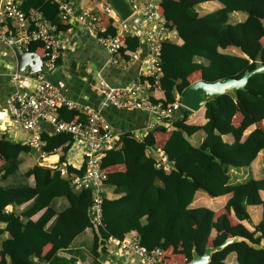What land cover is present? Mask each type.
Segmentation results:
<instances>
[{"label": "trees", "instance_id": "1", "mask_svg": "<svg viewBox=\"0 0 264 264\" xmlns=\"http://www.w3.org/2000/svg\"><path fill=\"white\" fill-rule=\"evenodd\" d=\"M156 1L161 2L166 28L175 30L182 41L178 56H163L165 75L149 79L154 87L158 82L180 98L196 71L201 72L200 79L214 82L240 78L246 70L264 63V0ZM23 8H38L60 30L67 28L58 4L50 0H24ZM237 14L239 20L233 21ZM112 18L105 22L115 35L118 25ZM125 43L124 61L141 45L137 36L126 37ZM42 45V41H33L30 50L42 55ZM232 50L236 52L230 53ZM67 109L61 108L62 116L71 119L74 112ZM204 111L203 124L188 122L193 111L183 106L164 119L174 124L160 147L174 166L171 173L157 166L160 158L148 153L157 147L156 133L164 130L163 125L148 131L135 147L122 139L106 151L102 165L108 178L103 182L99 226L92 224L89 212L93 189L77 188L70 179L86 172V157L79 168L67 163L65 154L76 141L71 134L43 131L46 143L40 148L48 156L63 149L58 163L68 169L69 177L62 175L59 165L52 168L38 161L27 167L33 154L29 144L0 139V153L8 155L0 166V264H76L78 260L101 264L98 259L107 254L109 237H129L135 229L148 249L161 247L167 252L181 244L189 262L194 247L203 254L209 243L219 245L234 235L264 245V175L250 173L236 181L233 172L257 162L264 151V74L249 78L237 99L232 93L210 98ZM196 133L204 135L200 143L192 141ZM115 165L124 168L109 169ZM28 187L36 189V194L20 197L10 192ZM198 191L226 199L223 211L193 207ZM119 192L125 194L112 198L111 194ZM60 200L64 204L57 205ZM8 204L13 207L5 212ZM233 259L238 264H264V247L232 243L214 253L209 264H231Z\"/></svg>", "mask_w": 264, "mask_h": 264}, {"label": "built area", "instance_id": "2", "mask_svg": "<svg viewBox=\"0 0 264 264\" xmlns=\"http://www.w3.org/2000/svg\"><path fill=\"white\" fill-rule=\"evenodd\" d=\"M58 4L59 15L67 25L60 30L58 25L46 17L38 8L25 11L24 0H0V38L9 45L17 44L25 51L30 50V43L42 41L40 55L49 69L58 65V60L65 46L64 35L72 30V26L80 24L85 31L96 37L108 50L112 62L117 65H128L139 54L138 49L124 63L121 61L125 52V39L128 36H137L136 23H147L145 33L149 38V54L144 57L145 71L142 78L125 87H117L102 80L100 92L104 98V106H116L123 109H142L156 115L158 120L170 117L181 105L165 104L151 97L154 84L151 77L159 79L162 75V59L160 43L165 37L167 29L164 23L151 24L161 15L160 3L156 0H130L135 9L132 16L126 20L113 11L109 0L92 1L91 5L82 4V0H50ZM113 17L118 25V32L114 35L108 30L106 20ZM112 18V19H113ZM132 21V23H130ZM168 30V29H167ZM23 77L15 72L12 79L17 90L8 100L9 115L14 123L30 133L28 144L40 149L46 142L42 138L41 122L49 123L57 133H69L76 141H82L85 147L86 172L83 175H72V185L77 188L93 189V200L89 212L94 226L102 225L105 187L103 182L108 178L103 168L102 159L106 151L111 148L106 139L109 138L110 124L103 118L99 109H87L86 117L81 116L78 103L69 100L63 91L43 72L37 73L30 79L34 80V88L22 86ZM158 83V82H156ZM66 107L74 111L71 119L62 116L61 108ZM169 122V121H168ZM160 156L158 167L172 165L165 151L162 149L150 150ZM44 155V154H43ZM52 167H56L54 164ZM62 175L69 177L68 169L60 167ZM108 245L115 248L131 251L141 259L143 264H166V251L161 247L148 249L141 243L139 235L134 237H109ZM76 264H84L78 260ZM93 264V263H88Z\"/></svg>", "mask_w": 264, "mask_h": 264}, {"label": "crops", "instance_id": "3", "mask_svg": "<svg viewBox=\"0 0 264 264\" xmlns=\"http://www.w3.org/2000/svg\"><path fill=\"white\" fill-rule=\"evenodd\" d=\"M92 1L93 0H82V4L91 5V3H93ZM161 23H164L162 12L151 26L155 24L160 25ZM146 24L143 22L135 24L136 27L134 28L138 30L136 32L138 33L137 37L140 38L141 45L138 48L139 56L128 65L114 64L108 50L98 41V39L86 32L82 25L75 24L72 26V30L66 32L64 35L65 46L59 58L58 65L51 69V73L46 74L47 78L56 84L69 100L78 103L83 118L87 115L86 112H84L86 111L84 108L99 109L101 111L103 118L110 124L109 138L106 139V141L111 147L116 145L119 141H122V139L123 142L135 147L143 141V138L148 131L152 130L157 125H163L164 130L156 133L157 147L153 148L155 151L156 149H161L160 147L165 145L170 136L171 130L174 128L172 122L164 120L159 121L155 114L142 109H123L116 106L105 107L104 98L100 92V82L102 80L117 87H125L143 77L145 71L143 59L149 54L150 46L149 38L145 33V29L150 23L147 26ZM165 33L166 39H163L160 43L162 52L161 59L163 56L166 58L178 56L181 53L180 45L182 39L179 38L175 30L169 31L166 29ZM233 52L236 51H230V53ZM124 58L125 56L123 55L121 58L123 63ZM15 72H17V62L13 51V45L5 43L0 38V139L28 143L30 133L25 130L22 125L12 121L8 111V100L18 88L12 79ZM161 74L165 75L163 70ZM200 78V71H196L189 76L191 82L199 80ZM22 86H24V88H34L35 82L29 77H25L22 79ZM170 96L173 97L171 100L169 99ZM151 97L154 100H166L169 102L168 104H178L180 100L178 96H173L171 93L169 94L159 83H156L155 87L151 90ZM205 121L204 108L197 113L193 112L188 120V122L196 124H203ZM40 124L43 131L49 134L55 133V130L49 123L41 122ZM203 137L204 135L196 133L192 136V141L194 143H200L203 140ZM227 138L228 140H231V137ZM85 147L86 144L84 142L75 141L65 154L67 163L78 168L81 167L84 164ZM31 149L33 150V154H31L27 160V167L32 166L33 163L38 161L40 164L49 167H52L51 165L53 164L57 167L59 165L58 159L64 153L63 149H60L57 153L52 154L57 155V158L50 160L48 158L52 155H43L40 149H35L33 147H31ZM149 152L150 150L148 153ZM36 153L39 154V158L44 157L43 161L41 160L42 162L39 158L36 160L33 158ZM261 154L263 156V152L260 153L257 162L251 166L239 170H233L236 181L248 177L250 173H253L255 176L264 175V172H262L263 163L261 161ZM155 155L160 158L157 154ZM31 158H33V161ZM7 159L8 155L6 153H0V166L5 163ZM259 161L261 162L259 163ZM62 166L64 165H59V167ZM162 167L165 171L170 173L171 170L174 169L173 165L170 167ZM122 168H124L123 165L109 167L110 170ZM10 192L15 196L27 197L36 194V189L33 187L13 188ZM124 194L125 193L119 192L117 195L111 194V196L112 198H118ZM225 200L226 199H215L208 196L203 191H198L192 206L215 207L217 210L219 209V212L217 213H221L223 211L222 207L224 206ZM56 204L62 205L64 203L61 201ZM12 207L13 205L8 204L5 208V212ZM77 212L79 215L81 214L79 211ZM142 220L145 222L146 216ZM136 235L139 234L135 229L131 232L129 237H134ZM210 245L212 244L209 243L208 246ZM107 249V254H103L102 257L98 259L101 264H143L141 259L131 251L115 248L111 245H107ZM64 253L68 254L66 251H64ZM165 256L166 264L189 263L187 260L188 254L184 252L181 244L170 248ZM90 263L98 264L94 261ZM231 264H238V262L236 259H233V263Z\"/></svg>", "mask_w": 264, "mask_h": 264}, {"label": "water", "instance_id": "4", "mask_svg": "<svg viewBox=\"0 0 264 264\" xmlns=\"http://www.w3.org/2000/svg\"><path fill=\"white\" fill-rule=\"evenodd\" d=\"M113 11L118 14L122 20H126L135 12L130 0H109ZM17 62V72L23 77H32L33 75L43 72L45 74L51 73V69L44 64L43 58L39 53L34 51H25L19 45H13ZM264 74V63L257 64L252 70H246L240 78H226L224 80H217L208 82L199 79L193 82L180 97V103L183 107L193 111L199 112L203 109L210 98L219 97L225 93H232L237 99L239 91L246 90V85L249 78L256 74ZM245 242L254 248H263L264 245H258L249 237L242 235H234L226 238L219 245H211L206 247L203 254H200L196 248L192 251V259L188 264H209L214 253L223 250L225 247L236 242Z\"/></svg>", "mask_w": 264, "mask_h": 264}, {"label": "rangeland", "instance_id": "5", "mask_svg": "<svg viewBox=\"0 0 264 264\" xmlns=\"http://www.w3.org/2000/svg\"><path fill=\"white\" fill-rule=\"evenodd\" d=\"M238 13L242 14L244 18L247 17V14H246V13H242V12H238ZM239 18H240V15L237 14L235 18L233 17V21H238ZM130 23H132V21H130ZM261 125L264 127V121L261 122ZM261 156H262V154H261ZM33 158L36 160L37 158H39V154L36 153V154L33 156ZM39 160H41V158H39ZM261 161H262V163H263V165H264V151H263V156H262V160H261ZM263 171H264V170H263Z\"/></svg>", "mask_w": 264, "mask_h": 264}]
</instances>
